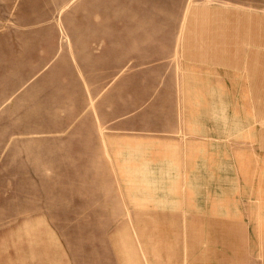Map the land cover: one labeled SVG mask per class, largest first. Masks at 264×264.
<instances>
[{
	"label": "rangeland",
	"instance_id": "1",
	"mask_svg": "<svg viewBox=\"0 0 264 264\" xmlns=\"http://www.w3.org/2000/svg\"><path fill=\"white\" fill-rule=\"evenodd\" d=\"M262 37L264 0H0V264H264Z\"/></svg>",
	"mask_w": 264,
	"mask_h": 264
},
{
	"label": "crops",
	"instance_id": "2",
	"mask_svg": "<svg viewBox=\"0 0 264 264\" xmlns=\"http://www.w3.org/2000/svg\"><path fill=\"white\" fill-rule=\"evenodd\" d=\"M218 22V23H214V22ZM211 23H214V24H221L222 22L220 21V20H213ZM221 26H217L216 28H220ZM232 28L234 29V27L232 26ZM231 38V37H230ZM227 41L230 43V45H227V46H221V49H219V50H222L223 49V52L225 51V49H226V52H227V50L230 48V50L232 51V50H234V48H235V42L233 41V40H231V39H229V37H228V39H227ZM211 42H213V41H210V40H205L204 41V43H211ZM261 44H262V46H264V37H262V42H260ZM198 49V48H197ZM199 50V49H198ZM202 50V53H206L207 51V49H201ZM213 50V49H212ZM199 52V51H198ZM214 52V51H213ZM258 54V53H257ZM228 56V55H227ZM226 56V57H227ZM254 59H259V61H261V62H258L261 66V72L260 73H257V74H253V76L252 77H249V76H246V77H249V78H245L244 76H243V78L246 80V81H248L249 83H248V85H249V87L248 86H246V90L248 91H258L257 93H250V94H248L247 95V98H248V100L247 101H245L244 102V105H243V107L245 106V105H249V107L250 106H253L254 108H256L257 109V111L259 112V118L260 119H264V55L262 56L261 54H258V57H256V56H253V60ZM262 59V60H261ZM202 61H204V60H202ZM202 61H196V62H198V63H204V62H202ZM217 65H219V64H223L222 62H220L219 60H217ZM227 74H229V76L230 77H228L227 78V84L226 85H224V84H221V85H219L218 86V88H220V90L223 92V90L221 89V88H225V90L227 91V92H230L231 93V91H230V89L229 88H231L232 87V89L235 87V85H237V87L238 88H240L241 87V84L240 83H235V78H234V76L236 77V75H234V74H230V73H227ZM238 77V76H237ZM237 82H238V80H237ZM253 82H256V84L255 83H253ZM207 86V85H206ZM245 86V85H244ZM229 87V88H228ZM250 87H253V88H250ZM212 89V88H211ZM218 90V89H217ZM211 94V93H210ZM216 93L215 92H213V94H211V95H215ZM218 95H219V93H217ZM246 96V95H245ZM220 97H221V95H220ZM222 98V97H221ZM249 98H251V100L249 99ZM253 98V99H252Z\"/></svg>",
	"mask_w": 264,
	"mask_h": 264
}]
</instances>
